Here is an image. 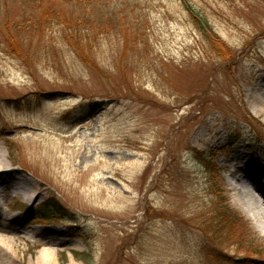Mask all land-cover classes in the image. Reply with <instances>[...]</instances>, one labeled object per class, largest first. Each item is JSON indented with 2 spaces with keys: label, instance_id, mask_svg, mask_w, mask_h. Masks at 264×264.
Here are the masks:
<instances>
[{
  "label": "rangeland",
  "instance_id": "obj_1",
  "mask_svg": "<svg viewBox=\"0 0 264 264\" xmlns=\"http://www.w3.org/2000/svg\"><path fill=\"white\" fill-rule=\"evenodd\" d=\"M262 110L264 0H0L11 264H264Z\"/></svg>",
  "mask_w": 264,
  "mask_h": 264
},
{
  "label": "bare ground",
  "instance_id": "obj_2",
  "mask_svg": "<svg viewBox=\"0 0 264 264\" xmlns=\"http://www.w3.org/2000/svg\"><path fill=\"white\" fill-rule=\"evenodd\" d=\"M262 112L263 113H260V114L264 116V110H262ZM206 128L208 129V127H206ZM202 135H204V133L202 131H198V133L195 136V141L198 142L199 140H204ZM258 161H259V163L255 164V165L253 164V162L251 164H249L247 171H246L247 179L253 180L256 183H260L264 187V156L261 157L259 160H257V162ZM0 163H1L0 173L2 171L7 173L6 172L8 169V168H6L7 166L3 165L2 162H0ZM0 176H1V174H0ZM241 179H243V178H241ZM4 182H5V180L0 179V196L5 195V193L7 191L6 190L7 188L4 187ZM263 187L260 186V191L264 195ZM242 188L247 189L246 187H243V186H242ZM244 192H245V194L248 193V194L252 195L253 198L252 197L251 198L253 200L250 199V200L246 201V199L242 195V198L240 196L237 203L239 204V206L244 207L248 214L251 213L250 215H252V213H253V215H256L257 217L260 218L261 217L260 212H256V210H259V208H260L259 202L261 199L259 197H257L251 190H245ZM20 195H21V193H20ZM252 201H254V202H252ZM263 206L261 204V207H263ZM13 257H14L13 256V249H11L9 240L7 238H1L0 237V264H11ZM47 263L48 262H45L42 264H47Z\"/></svg>",
  "mask_w": 264,
  "mask_h": 264
},
{
  "label": "trees",
  "instance_id": "obj_3",
  "mask_svg": "<svg viewBox=\"0 0 264 264\" xmlns=\"http://www.w3.org/2000/svg\"><path fill=\"white\" fill-rule=\"evenodd\" d=\"M225 201V197L222 199V202L219 201L217 203V209L213 211V216H215L213 219L208 221V226L211 228V233L214 235V238L220 240L224 239L225 236H229V239H236L239 240L238 238V233H237V228L242 226L244 223L243 219L240 217L238 213L233 211L227 203H223ZM220 245L218 244V247ZM207 256L211 255L207 251ZM209 263L210 264H234L232 262L226 261L223 263L220 262L219 260L224 258V255L221 253H218L214 257L211 256L209 257Z\"/></svg>",
  "mask_w": 264,
  "mask_h": 264
}]
</instances>
